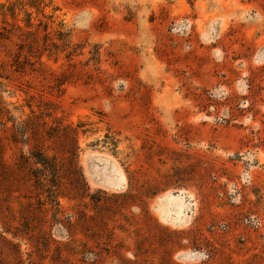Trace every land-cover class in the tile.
<instances>
[{"label":"rangeland","instance_id":"rangeland-1","mask_svg":"<svg viewBox=\"0 0 264 264\" xmlns=\"http://www.w3.org/2000/svg\"><path fill=\"white\" fill-rule=\"evenodd\" d=\"M0 264H264V0H0Z\"/></svg>","mask_w":264,"mask_h":264}]
</instances>
